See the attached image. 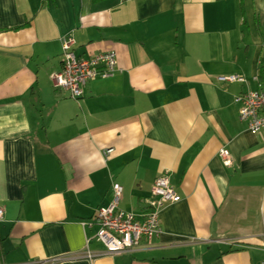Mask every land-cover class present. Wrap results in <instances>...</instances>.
I'll return each mask as SVG.
<instances>
[{
    "label": "crops",
    "instance_id": "1",
    "mask_svg": "<svg viewBox=\"0 0 264 264\" xmlns=\"http://www.w3.org/2000/svg\"><path fill=\"white\" fill-rule=\"evenodd\" d=\"M67 38L117 58L78 99L51 79ZM247 90L264 91V0H0V264H259L264 138L239 118ZM163 174L181 200L159 235L109 253L97 213L113 184L139 214Z\"/></svg>",
    "mask_w": 264,
    "mask_h": 264
},
{
    "label": "built area",
    "instance_id": "2",
    "mask_svg": "<svg viewBox=\"0 0 264 264\" xmlns=\"http://www.w3.org/2000/svg\"><path fill=\"white\" fill-rule=\"evenodd\" d=\"M70 38L63 41L62 68L51 75L54 86L70 92L74 98H81L84 87L90 80L98 77L108 78L117 68L115 52H102L90 57L76 54ZM222 82H247L245 76L230 74L219 76ZM235 102L240 103L239 118L248 124L252 134L263 135L264 138V91L247 90L235 96ZM113 150L108 149L106 153ZM224 164L232 163L228 149L220 151ZM114 198L107 206L100 208L97 213L99 231L97 240L101 241L111 254L121 253L137 248L143 239H151L161 232L160 213L167 205L181 200L169 176L157 178L151 196L147 200V209L141 213L126 211L120 208L123 196V186L113 184ZM4 218V209L0 207V222ZM92 257L91 254H88ZM259 264H264L262 260Z\"/></svg>",
    "mask_w": 264,
    "mask_h": 264
},
{
    "label": "rangeland",
    "instance_id": "3",
    "mask_svg": "<svg viewBox=\"0 0 264 264\" xmlns=\"http://www.w3.org/2000/svg\"><path fill=\"white\" fill-rule=\"evenodd\" d=\"M126 211H133V210H126Z\"/></svg>",
    "mask_w": 264,
    "mask_h": 264
}]
</instances>
